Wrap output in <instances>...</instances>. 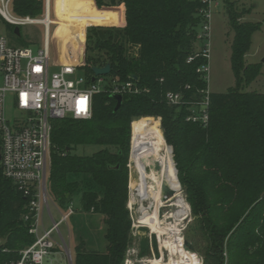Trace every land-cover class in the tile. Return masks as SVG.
<instances>
[{
  "label": "trees",
  "instance_id": "1",
  "mask_svg": "<svg viewBox=\"0 0 264 264\" xmlns=\"http://www.w3.org/2000/svg\"><path fill=\"white\" fill-rule=\"evenodd\" d=\"M91 1L111 25H126L89 27L85 50L73 44L85 54L80 68L91 81L93 67L110 63L111 73L104 75L110 84L132 79L146 90L123 94L119 108L113 92L101 91L93 96L91 118L68 116L52 122L50 197L66 210L79 196L81 210L104 215L107 226L106 251H87L81 242L74 264H124L132 244L130 148L132 154L149 144L172 156L169 145L174 147L179 182L194 221L192 240L203 264H264V93L243 89L261 74V63L246 60L259 24L242 21L244 12L226 2L234 31L231 66L236 85L227 92H210L209 122L203 126L186 120L189 102L171 105L165 94L182 91L192 101L207 86L197 71L206 59L188 58L199 47L197 35L209 2L94 0L96 6ZM12 8L17 15L41 18L46 0H14ZM134 45L139 46L136 55L130 53ZM153 117H161V125ZM79 145L101 149L78 155ZM27 201L0 165V238L13 249L35 239L21 218Z\"/></svg>",
  "mask_w": 264,
  "mask_h": 264
},
{
  "label": "built area",
  "instance_id": "2",
  "mask_svg": "<svg viewBox=\"0 0 264 264\" xmlns=\"http://www.w3.org/2000/svg\"><path fill=\"white\" fill-rule=\"evenodd\" d=\"M14 0H0V17L13 26L40 23L45 27L42 47L15 46L0 34V139L3 175L28 198L22 220L28 226L34 241L19 249L7 246L0 238V264H52V255L64 252L66 264H74L73 254L60 231L61 224L74 214L71 204L66 210L50 197L48 175L51 167V133L54 119L72 116L88 119L92 116L93 96L109 90L113 94H139L142 89L135 80L111 84L104 75L88 80L86 74L78 75L79 65L62 63L51 70L50 27L43 18L20 16L14 13ZM204 12V20L197 38L199 47L188 62L202 56L206 62L197 71L203 75L207 86L199 90V99L188 101L182 91H167L165 98L171 105L180 106L189 102L187 121L206 126L209 122L210 90L208 84L210 58V3ZM94 77V76H93ZM190 85L186 86L189 89ZM12 111V112H11ZM52 205L60 213L53 215ZM48 213L49 224L44 221ZM62 243L59 242V237ZM6 255V256H1Z\"/></svg>",
  "mask_w": 264,
  "mask_h": 264
},
{
  "label": "rangeland",
  "instance_id": "3",
  "mask_svg": "<svg viewBox=\"0 0 264 264\" xmlns=\"http://www.w3.org/2000/svg\"><path fill=\"white\" fill-rule=\"evenodd\" d=\"M227 1L234 2L238 12H244V17L241 19L242 21H251L260 26V28L252 35L251 48L246 56V60L249 63H261V74L256 80L243 89L251 92L257 91L264 93V0H211L209 18L211 26L209 39V90L210 92L222 93L227 92L231 87L236 85V76L231 66V45L234 38V31L230 27L226 13ZM93 2L96 5L94 0ZM122 5L125 8L124 4H121L120 6ZM95 8L96 7L91 0H50V17L55 21V23L51 25L49 32L51 59L53 64L51 68L52 71L58 69L64 62H72L79 65V67L85 64V54H82L84 52L81 50L80 52L77 51L74 48V45H83L85 50L89 27L126 25V21L125 24L122 25H111V23L108 22L107 17L101 15L97 8L95 11ZM247 9L250 10L248 13H246ZM14 28L15 27H11L2 17H0V34L6 36L12 45H28L34 49L43 46L45 40L44 24L33 23L21 26L20 37L14 34ZM66 45L67 52L65 53ZM138 48V45L132 46L130 53L136 55ZM77 74L84 75L85 72L80 68ZM153 118L159 121L161 125V117ZM169 146H171L173 156L170 154L168 155L174 158V168L177 172V179L180 181L174 156V147L172 145ZM100 149L101 146L99 145H79L75 151L78 155H92ZM109 149L111 152H116V148L114 147H110ZM130 164L131 148L128 160V208L132 218V244L128 249L124 264H166V261L169 258V251L165 247L167 234H160L156 231L154 232L152 227L143 220V208H145V211L148 212L149 215H152L154 208L150 206L149 201L141 200L132 191V169ZM133 176L135 178V174H133ZM180 194L185 201L183 207L176 206L174 204L175 199L166 201L165 204L161 206L159 210V217L162 223L161 226H176L180 228L183 237H186L193 243L190 227L194 221L191 213V206L187 200V195L182 184ZM72 205L75 208V212L67 221L61 224L60 231L65 242L70 247L74 262L76 248L81 242H84V249L87 251L96 250L105 252L107 246V241L105 239L107 231V226L104 221L105 216L102 214H89L83 212L81 210L79 196H75ZM60 208L63 209L62 206H60ZM52 210L55 218L59 219L60 213L54 205H52ZM180 210L186 212V215L183 219L181 217V220H179V217L176 215ZM49 218V214L45 213L44 221L46 225L49 224ZM58 238L59 242L62 243L60 236ZM197 254L203 264V257L199 252ZM161 258H164V260L156 263V259L159 260ZM52 264H66V255L64 252L61 251L60 253L52 255Z\"/></svg>",
  "mask_w": 264,
  "mask_h": 264
},
{
  "label": "bare ground",
  "instance_id": "4",
  "mask_svg": "<svg viewBox=\"0 0 264 264\" xmlns=\"http://www.w3.org/2000/svg\"><path fill=\"white\" fill-rule=\"evenodd\" d=\"M96 11V8L94 9ZM48 14L43 22L50 23V0L48 2ZM55 23L54 20H52ZM156 162H160L161 168L156 169ZM131 189L141 200H147L154 208L152 215L144 210L143 220L160 234H167L165 247L169 251V258L166 264H202L197 253L190 252L184 248V237L178 227H162L159 217V210L163 204L164 187L175 190V195L167 201L174 200V204L183 207L184 199L180 194L181 184L177 179V172L174 168V158L165 155L155 146L136 147L131 154ZM135 174V178L133 176ZM135 196V195H134ZM169 203V202H168ZM173 204V203H172ZM170 205V204H169ZM183 209V208H182ZM189 211V210H188ZM175 213V212H174ZM179 220L184 218L186 212L180 210L177 214ZM164 258L156 259V263L162 262Z\"/></svg>",
  "mask_w": 264,
  "mask_h": 264
},
{
  "label": "water",
  "instance_id": "5",
  "mask_svg": "<svg viewBox=\"0 0 264 264\" xmlns=\"http://www.w3.org/2000/svg\"><path fill=\"white\" fill-rule=\"evenodd\" d=\"M49 2V0H48ZM47 10H48V5H47ZM14 32L20 36L21 35V28L19 26H15L14 28ZM93 72H94V77L93 80H95L96 76L98 75H108L111 73V64L107 63L105 66L99 67V66H95L92 68ZM136 78V76H135ZM113 96L117 99V105L116 108H119V106L122 104V100H123V95L122 94H113ZM2 155H1V146H0V161H1ZM161 168V164L160 162H156V169H160ZM175 195V190H173L172 188H169L167 186L164 187V199L165 201H167L169 198H171L172 196ZM184 248L190 252L193 253H198L196 247L194 246V244L187 239L186 237H184Z\"/></svg>",
  "mask_w": 264,
  "mask_h": 264
}]
</instances>
